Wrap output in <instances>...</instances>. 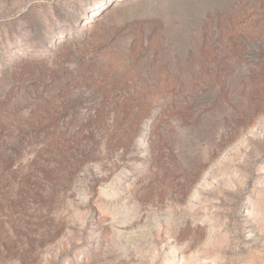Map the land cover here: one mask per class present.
<instances>
[{"label":"rangeland","instance_id":"obj_1","mask_svg":"<svg viewBox=\"0 0 264 264\" xmlns=\"http://www.w3.org/2000/svg\"><path fill=\"white\" fill-rule=\"evenodd\" d=\"M0 264H264V0H0Z\"/></svg>","mask_w":264,"mask_h":264}]
</instances>
